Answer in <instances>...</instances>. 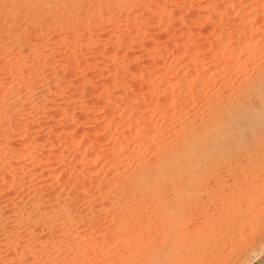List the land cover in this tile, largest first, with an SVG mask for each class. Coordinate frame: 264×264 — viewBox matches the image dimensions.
Here are the masks:
<instances>
[{
	"label": "rangeland",
	"instance_id": "obj_1",
	"mask_svg": "<svg viewBox=\"0 0 264 264\" xmlns=\"http://www.w3.org/2000/svg\"><path fill=\"white\" fill-rule=\"evenodd\" d=\"M181 263L264 264V0H0V264Z\"/></svg>",
	"mask_w": 264,
	"mask_h": 264
},
{
	"label": "bare ground",
	"instance_id": "obj_2",
	"mask_svg": "<svg viewBox=\"0 0 264 264\" xmlns=\"http://www.w3.org/2000/svg\"><path fill=\"white\" fill-rule=\"evenodd\" d=\"M236 203H237V202H236ZM240 204H241L240 201H238L237 206L240 207V206H241ZM218 205H220V204H218ZM226 205L230 208V210H231V208L233 209V205H230V204H228V203H227ZM255 205H256V204H255ZM247 206H248V205L246 204L243 210H247L248 207H249V206H248V207H247ZM226 208H227V207H226ZM249 208H250V207H249ZM255 208H256V207H255ZM255 208H253V209L255 210ZM240 209H241V207H240ZM240 209H238V210H240ZM251 209H252V208H251ZM258 209H260V208H258ZM206 210H207V209H206ZM234 210H235V209H234ZM241 210H242V209H241ZM228 211H229V210H228ZM228 211H227V212H228ZM247 211H248V210H247ZM247 211H245V212H247ZM256 211H257V209H256ZM238 212H242V211H238ZM222 213H223V212H222ZM231 213H232V214H230V213L219 214L218 218L216 217V219H218L217 222H216V225L214 224L215 226L213 225V226L211 227L212 229L209 227V229H211V231H213V232H214L216 229L219 230L220 228H223V229H220V232H219V233H216V231L214 232V235H216V236H214L213 234H211V235H213V236H209V237H211V238H213V239H209L208 241L211 240L210 242H212V241L215 242V243H216V246H217V245L220 246L221 243H222V245H223V243H224L223 241H220V237H219V235H220L221 237H230V238H233L234 233L238 231L237 229H236L237 231H235V228H236L237 223H238L237 220L235 219V218H236L235 211H234V212H231ZM208 214H209V213H208ZM257 214H258V213H257ZM257 216H258V215H257ZM209 217H211V216H209ZM211 218H212V217H211ZM244 219H245V218H244ZM246 220H247V219H246ZM208 221H209V220H208ZM212 221H213V220H212ZM243 221H244V220H243ZM248 221H249V220H248ZM214 222H215V221H213V223H214ZM210 223H211V221H210ZM239 223H241V221H240ZM239 223H238V224H239ZM242 223H243V222H242ZM243 224H244V223H243ZM261 224H262V223H261ZM241 225H242V224H241ZM241 225H240V226H241ZM246 225H247V224H246ZM246 225H245V226H246ZM243 226H244V225H243ZM207 227H208V226H207ZM237 227H238V226H237ZM242 228H244V227H242ZM209 229H208V230H209ZM239 229H240V228H239ZM208 230H207V231H208ZM209 232H210V231H209ZM215 233H216V234H215ZM197 234H199V233H197ZM197 234H196V236L198 237ZM204 234H205V233H204ZM207 234H208V233H206V235H207ZM201 235H202V234H201ZM206 235H205V236H206ZM203 236H204V235H203ZM203 236H202V237H203ZM200 237H201V236H200ZM202 237H201V238H202ZM201 238H200V239H201ZM200 239H199V240H200ZM205 239H206V238H205ZM228 240H229V239H228ZM228 240H227V243L230 242V241L228 242ZM201 241H202V240H201ZM204 241H205V240H204ZM208 241H207V242H208ZM190 242H191V240H190ZM196 242H197V240H196ZM207 242H205V243L207 244ZM213 242H212V243H213ZM230 243H231V242H230ZM199 244H200V243H199ZM219 244H220V245H219ZM205 246H206V245H205ZM205 246H204V247H205ZM218 246H217V247H218ZM224 247H225V246H224ZM189 254H190V253H189ZM189 254H188V255H189ZM204 254H206V253H204ZM183 255H184V254H183ZM190 255H191V254H190ZM194 256H195V255H194ZM197 256H198V255H197ZM203 256H204V255H203ZM195 257H196V256H195ZM184 258H185V255L183 256V258L181 257L180 259L185 260ZM188 258H189V257H188ZM211 258H212V257H211ZM192 259H194V257H192L190 260H192ZM195 259H196V258H195ZM204 259H205V258H204ZM204 259H203V260H204ZM208 259H209V258H208ZM203 260H202V262L204 263ZM205 260H206V259H205ZM178 261H179V260H178ZM181 261H182V260H181ZM185 261H186V260H185ZM186 262H188V260H187ZM192 262H193V261H192ZM192 262H191V263H192ZM196 262H197V261H196ZM202 262H201V263H202ZM205 262L207 263V261H205ZM184 263H185V262H184ZM184 263H183V264H184ZM198 263H199V262H198ZM201 263H200V264H201ZM181 264H182V263H181ZM186 264H187V263H186ZM194 264H195V263H194ZM196 264H197V263H196Z\"/></svg>",
	"mask_w": 264,
	"mask_h": 264
}]
</instances>
